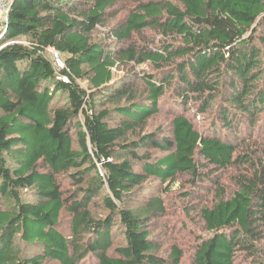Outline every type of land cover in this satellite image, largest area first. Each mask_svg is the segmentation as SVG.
<instances>
[{"label": "trees", "instance_id": "trees-1", "mask_svg": "<svg viewBox=\"0 0 264 264\" xmlns=\"http://www.w3.org/2000/svg\"><path fill=\"white\" fill-rule=\"evenodd\" d=\"M2 42L0 264H183L149 227L180 175L212 184L194 264H264V0H13Z\"/></svg>", "mask_w": 264, "mask_h": 264}, {"label": "rangeland", "instance_id": "rangeland-1", "mask_svg": "<svg viewBox=\"0 0 264 264\" xmlns=\"http://www.w3.org/2000/svg\"><path fill=\"white\" fill-rule=\"evenodd\" d=\"M126 14L127 11L123 10L118 15V17L108 20L106 22L107 25L103 27L105 29L111 27V25L116 23L119 18H121L122 16L124 17ZM103 33V29H97V32H95L96 35H99L101 37H104ZM145 34L149 38H153L151 30H147ZM262 52L264 56V47H262ZM121 73L122 68H118V70L115 72V76H121ZM66 98V95H63L59 92L56 94L54 103L61 104L66 100ZM171 114L172 112H170L168 108L163 109L162 115H159L158 118H156L152 122V126H158L162 123L164 125L167 124L170 120L169 116ZM195 122L202 129L207 125L209 119L207 115H201V119H195ZM223 129L224 127L222 128L220 126L217 131L221 133ZM246 129L247 128L245 127V130ZM191 180V176L188 175H180L176 179L175 184H172V193L164 198L167 206V213L164 215V217L153 218L149 223L151 238L156 243V245L159 246L158 252L161 255L167 257L170 254L172 247L177 245L184 251L183 264H194L193 254L198 240L203 236L208 235L205 231L204 222L200 217L199 212L200 208H202V206L207 202L210 203L211 199L213 198V192H211L208 188L212 185L209 181H203L201 183H203L204 185H201L200 183L191 184ZM224 180L226 184L231 185L230 180H228L226 176H224ZM62 181L66 188H71V183L66 178H63ZM155 184L157 186L160 185V183L158 182H156ZM185 193L194 194V196L186 197L184 196ZM23 196L25 200H35V193L33 191L26 192ZM185 197L188 198V200ZM141 199L146 200L147 197ZM135 203L137 202L135 201ZM3 206H9V204L7 202H4ZM99 212L102 213L103 211ZM59 230L64 235L70 234L69 220L66 215H64V217L62 218ZM114 230L113 232L115 235L116 243H123L124 236L121 233V229L117 230L116 228H114ZM96 263V259L92 255H90L86 257L80 264Z\"/></svg>", "mask_w": 264, "mask_h": 264}, {"label": "built area", "instance_id": "built-area-1", "mask_svg": "<svg viewBox=\"0 0 264 264\" xmlns=\"http://www.w3.org/2000/svg\"><path fill=\"white\" fill-rule=\"evenodd\" d=\"M12 1L13 0H0V50L10 43H3L2 41L6 33V24L8 21L9 9ZM51 51L56 66L58 68H63L64 62L61 55L54 49H51Z\"/></svg>", "mask_w": 264, "mask_h": 264}]
</instances>
